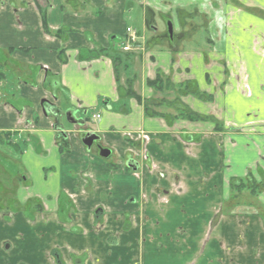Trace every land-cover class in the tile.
Returning a JSON list of instances; mask_svg holds the SVG:
<instances>
[{
	"label": "crops",
	"instance_id": "crops-1",
	"mask_svg": "<svg viewBox=\"0 0 264 264\" xmlns=\"http://www.w3.org/2000/svg\"><path fill=\"white\" fill-rule=\"evenodd\" d=\"M207 1L0 0V264H125L134 252L150 264V246L182 264L225 252L223 236L246 264H264V0ZM188 2L211 14L207 44L184 48V20L176 42H148L164 29L146 8L184 17ZM138 5L152 36L124 52ZM158 75L161 89L148 84ZM51 105L101 117L64 135ZM87 128L113 161L84 145ZM238 179L260 185L249 188L254 213L223 212Z\"/></svg>",
	"mask_w": 264,
	"mask_h": 264
},
{
	"label": "rangeland",
	"instance_id": "rangeland-1",
	"mask_svg": "<svg viewBox=\"0 0 264 264\" xmlns=\"http://www.w3.org/2000/svg\"><path fill=\"white\" fill-rule=\"evenodd\" d=\"M207 2H211V0H208ZM212 4H213V1H212ZM184 10H185L184 17L179 15L181 8H175L174 11L170 12L169 14H162L161 15L160 13H156L155 19L158 22L160 29H165L166 22H167L166 17L169 16L170 17L169 21L172 22L171 23L172 25H174L175 27L178 28L179 32H181L184 28V24H182V28H180L182 20H184V22L186 21L188 23V26H190L191 23H194V22L199 24L200 27L198 29H196L195 32L193 30H190L191 28L186 26L187 28H185L184 31H186V33L188 32L189 34L184 36V37H186L184 39V48H188V47L193 48V47L204 46L205 44H207V38L210 35V28L207 27V23L211 19L210 18L211 14L204 13L202 11V8L199 5L194 4V3H189V2L185 4ZM127 22L131 25V28H133L137 32H140L141 34H144V36L147 39H149L152 36V30L149 28H146L144 25L141 5L140 6L138 5L137 8L130 14V18L128 19ZM189 37H191V38H189ZM117 47H119V45ZM257 50L262 51L259 46L257 47ZM133 65H131V68L129 69V71L132 72L133 74H135L137 70L135 71V66H133ZM137 68L139 69V66ZM6 80H8V82L15 81V79L9 75L6 76ZM7 84L8 83L4 82L2 88L0 87V91H1V93H3L2 96H0V99L4 97V94L9 93ZM102 106H104V105H102ZM66 111L67 110H65L64 112H66ZM79 114H82V113H79ZM79 117L81 118L82 116H79ZM84 120L86 121V124L89 127L95 129L97 124H95L93 122V120L91 118V114H88L86 117L84 116ZM61 122L67 128H73L75 126L73 124H70L68 122L67 116H64V115L62 116ZM100 144H101V142L96 140L92 146V149L97 151ZM114 159H115V153L111 154L105 160L113 161ZM5 161L8 162L7 160H5ZM244 182L246 185L249 184V183H247V181H244ZM253 194L254 195L257 194V191H253ZM257 200H258L257 197L252 196L250 194V189L248 187L244 188L241 191H239V190L235 191L234 194L230 195V199L227 200V203H225L223 212L225 214H230L231 212H233V210H237L240 212H247V213L252 212V213H254L255 210H259V206H260L257 203ZM251 201L253 202V205L251 206L250 209H248L249 208L248 204ZM225 229L226 228L221 227L220 230L213 235L222 236L227 231ZM208 233H209V231H208ZM217 233H220L222 235H219ZM186 234H187V236H184V244L188 245V246H192V250L196 249L197 243L200 241V239L197 238L196 236L192 235L190 232H187ZM233 236H234V234H233ZM211 237H212V234H211ZM205 240H207V237L205 238ZM220 240H221L222 246H224V244L227 243L226 244L227 249H225V252H222L221 254H219V256H213V254H206L210 258L209 259V260H211L210 262L208 261V259L205 258L206 255L202 256L203 253L196 254V256H195V253L193 252V253H184V261H183L184 263H182V264H246L244 256L242 259H239L236 256V253L229 252L230 247H229V240L227 238H225L223 236L220 238ZM149 248L151 249V251L147 255L149 256L150 264H181V262H182V259L180 257L170 256V253H168V252H157L156 251L157 249L154 246H150ZM136 254H135V252L133 255L128 254V256L130 258V262H126L125 264H135V263L145 264L144 253L143 252L138 253L137 254V260L134 261V257L136 256ZM194 256H195V258H194ZM214 257L215 258L218 257L219 260L218 259L216 260ZM249 257H250V255H249ZM164 258H166V259H164ZM192 258H194V259H192ZM189 259L190 260L192 259V260L190 261Z\"/></svg>",
	"mask_w": 264,
	"mask_h": 264
},
{
	"label": "trees",
	"instance_id": "trees-1",
	"mask_svg": "<svg viewBox=\"0 0 264 264\" xmlns=\"http://www.w3.org/2000/svg\"><path fill=\"white\" fill-rule=\"evenodd\" d=\"M154 15V11L151 8H146V21L147 24L150 26L151 22V18H153ZM45 20V19H44ZM105 49H101L99 50V52L96 55H100V53L104 52ZM107 53V52H106ZM117 58H114V61L116 62ZM160 82V84H159ZM148 84L152 87H157V88H163V79L161 78L160 75H158L155 79L153 80H148ZM126 93L127 95L136 98L138 101H141V96L135 91L134 87H133V83L131 82V80H128L127 84H126ZM146 113L148 115H160V113L156 112V111H150L149 107L146 106ZM186 114V113H185ZM182 116H184V112L181 113ZM188 116V118L193 119V120H198L199 118H202L199 114H195L194 112H189L186 114ZM62 144V143H61ZM63 148V147H62ZM248 185L245 184V182L243 181V179H238L237 182L235 183V188L239 191L243 190L244 188H250L253 191H256V188L259 187V184H253L252 182H248ZM251 185V187L249 186Z\"/></svg>",
	"mask_w": 264,
	"mask_h": 264
},
{
	"label": "water",
	"instance_id": "water-1",
	"mask_svg": "<svg viewBox=\"0 0 264 264\" xmlns=\"http://www.w3.org/2000/svg\"><path fill=\"white\" fill-rule=\"evenodd\" d=\"M168 30H169L170 34L173 33V26H172L171 22L169 23V29ZM44 112H45V114L48 115V113L45 111V109H44ZM58 113L59 114L56 115V116L53 115L54 121H55L56 125L59 126L60 129H62L64 135H66L65 132H64L65 126L60 122V118L63 115L67 116L68 122L70 124L75 125V126H77V124L83 125L85 123V120L76 119L75 116H74V112L72 110H67L66 112H64L63 110H59ZM99 138H100V136L96 132L87 131V132H85V134L82 137V142L84 143L85 146H87V148L90 149L93 146L94 142L96 140H98ZM111 153H112V150L109 147H103V146L99 147V154H100L101 157L107 158V157H109L111 155ZM128 166L132 167L134 170L137 169V165H135L133 163H129Z\"/></svg>",
	"mask_w": 264,
	"mask_h": 264
},
{
	"label": "flooded vegetation",
	"instance_id": "flooded-vegetation-1",
	"mask_svg": "<svg viewBox=\"0 0 264 264\" xmlns=\"http://www.w3.org/2000/svg\"><path fill=\"white\" fill-rule=\"evenodd\" d=\"M161 14V13H160ZM162 15V14H161ZM155 16H156V14L154 13V15H153V18H151V20H150V22H151V24H152V22H154V20H155ZM167 18V22H166V27H165V29L163 30V32L162 33H159L158 35H155L154 34V36L153 37H151L149 40H148V42L149 41H152V40H155V39H163L164 41H166V42H169V43H171V42H176V40H178V38L180 37V35L178 34H175V32H174V29H173V33L172 34H170L169 33V23L171 22V21H169V19H170V17L168 16V17H166ZM172 23V22H171ZM151 24H150V26L149 27H151ZM188 34V32L186 33L185 31H184V36H186ZM185 38V37H184ZM145 39H146V37H145ZM50 109H51V111L53 112V114L56 116V115H58L59 113V109L57 108V107H55L54 105H51L50 106ZM89 129L87 128V130L86 131H88ZM85 131V132H86ZM98 141H100L101 142V137L98 139ZM101 146H103V147H106V146H104V145H102V144H100L99 145V147H101ZM99 147H98V149H99Z\"/></svg>",
	"mask_w": 264,
	"mask_h": 264
},
{
	"label": "built area",
	"instance_id": "built-area-1",
	"mask_svg": "<svg viewBox=\"0 0 264 264\" xmlns=\"http://www.w3.org/2000/svg\"><path fill=\"white\" fill-rule=\"evenodd\" d=\"M138 39H139V35L138 33L131 27L127 28V36L125 37V39L122 42V49L124 51H131L134 48L138 49L140 48V45L138 44ZM101 115L99 113H95L93 114V118L95 120L100 119ZM144 136H146L143 133Z\"/></svg>",
	"mask_w": 264,
	"mask_h": 264
}]
</instances>
